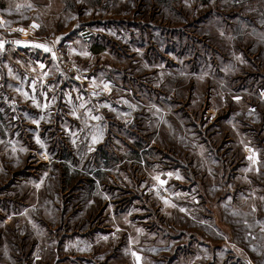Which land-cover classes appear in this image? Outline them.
Returning a JSON list of instances; mask_svg holds the SVG:
<instances>
[{"label":"rangeland","instance_id":"obj_1","mask_svg":"<svg viewBox=\"0 0 264 264\" xmlns=\"http://www.w3.org/2000/svg\"><path fill=\"white\" fill-rule=\"evenodd\" d=\"M49 3L57 31L39 37L71 40L56 47L79 73L56 57L34 84L0 55V264L105 250L139 218L187 249L173 264H264V0ZM183 227L194 252L159 232Z\"/></svg>","mask_w":264,"mask_h":264},{"label":"crops","instance_id":"obj_2","mask_svg":"<svg viewBox=\"0 0 264 264\" xmlns=\"http://www.w3.org/2000/svg\"><path fill=\"white\" fill-rule=\"evenodd\" d=\"M50 8L51 4L49 0L43 4L37 0H0V42L3 43L0 55L2 57L16 56L23 65H30L29 69L21 73V75L22 79L31 80L34 84L35 82L32 80L33 74L37 75L34 69H39V65L43 64L45 65V71L49 72V60L53 59V56L52 53L44 52L43 49L33 47L32 45L46 44L52 51L54 46L59 45L57 44L59 41L64 45H72L71 40L66 43L62 40L57 42L56 37L45 39L39 37L38 32L41 30L57 31V12L56 9L51 12ZM33 25L37 27H33ZM18 29H23L24 31H18ZM16 41H20L21 44H16ZM41 77L44 78L43 73ZM37 90L39 91V95L41 93L47 94L49 91L48 88ZM144 180L142 178L139 182L137 181V185L142 187L143 185L151 184V182H143ZM142 190L144 191L145 189L143 188ZM121 201L122 205L130 202L126 199ZM134 201L146 206V211H154L150 207L148 198L145 197V192L143 193V197L134 199ZM185 216L190 221H194L187 214ZM139 220L140 218L136 223L135 221L133 223L135 229L128 230L127 228L120 227L121 229L118 228L119 231L108 232L107 235H113V238H109V241L106 242L108 247L105 250L97 249L96 252H92L81 248L80 251L73 253L67 249L64 256L54 259V264H173L177 258L179 259L178 252L183 257L182 260H185L187 255H189L185 247H181L178 252L170 255V250L173 249H171L169 242L165 250L160 248L158 243H153L152 239H155L153 233L150 230H145L143 228L144 223ZM140 222L141 225H138ZM137 229L140 231H137ZM159 232L162 238H167L168 240L171 238L173 241L181 243L186 241V246H189L194 252L195 248L191 247V242L195 239L193 230H185L183 227L181 232L172 231L174 234L180 233L177 237H169L167 231L162 235V229ZM111 239L114 241L112 244ZM65 245H67V241ZM133 253L140 257L139 261L133 256ZM175 254H177V257H175ZM244 260L246 264H252L250 259L245 257Z\"/></svg>","mask_w":264,"mask_h":264},{"label":"snow or ice","instance_id":"obj_3","mask_svg":"<svg viewBox=\"0 0 264 264\" xmlns=\"http://www.w3.org/2000/svg\"><path fill=\"white\" fill-rule=\"evenodd\" d=\"M33 27H37V26H36V25H33ZM18 31H24V30H23V29H18ZM58 41H59V38H57V42H58ZM16 44L19 45V44H21V42H20V41H16ZM25 46H27V45H25ZM32 46H33V47H36V48L43 49L44 52H50V53H52L53 60L56 59L55 53L52 51V49H51L48 45H46V44H34V45H32ZM2 48H3V43L0 42V49H2ZM75 54H82V55H85V56L88 55L87 52H84V53H75ZM39 67H40L41 70H43V69L45 68V65L40 64ZM47 76H48V72L44 71V72H43V77H47ZM104 88H105V90H109V86H108L107 84L104 85ZM51 90H52V89L50 88L49 91H51ZM24 95L27 97V94H26V93H25ZM41 95H45V98H46V94L41 93ZM30 99H32V102H33V104H34L35 106H37V107H41L42 110H47V109L50 107V103H44L43 105L39 104V103L37 102L35 96L30 97ZM52 99L55 100V97H53ZM83 106H84V105L81 104V107H83ZM105 106H107V105H105ZM73 115H75V112H73ZM92 118H93V119H97V120L101 119V118L98 117V116H97V117H92ZM41 119H44V117L42 116ZM34 123H37V124H38L39 121H34ZM95 142H96V138L94 137V138H93V143H95ZM37 143H40L39 139H37ZM167 175H168L169 177L175 175L177 179H182V177L179 175V173H175V174H173V173H168ZM153 179L157 180L158 183H159L161 186H163V185L166 183V181L160 180L159 176H155V177H153ZM37 187H39V185H37ZM164 203H165V204H169V202H168L167 200H165ZM169 206L175 207V205H170V204H169ZM181 211H185V209H181ZM117 231H119V229H117ZM137 231H140V230L137 229ZM133 256L136 257V260H137V261L140 260V257H139V256H136L135 253H133Z\"/></svg>","mask_w":264,"mask_h":264},{"label":"built area","instance_id":"obj_4","mask_svg":"<svg viewBox=\"0 0 264 264\" xmlns=\"http://www.w3.org/2000/svg\"><path fill=\"white\" fill-rule=\"evenodd\" d=\"M53 52L55 53L58 63L65 74L73 76L79 73V68L63 55L60 47L54 46ZM36 80H40V78L36 77Z\"/></svg>","mask_w":264,"mask_h":264}]
</instances>
